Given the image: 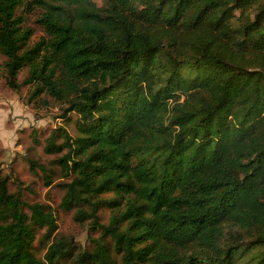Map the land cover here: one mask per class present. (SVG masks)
Instances as JSON below:
<instances>
[{
  "label": "trees",
  "instance_id": "1",
  "mask_svg": "<svg viewBox=\"0 0 264 264\" xmlns=\"http://www.w3.org/2000/svg\"><path fill=\"white\" fill-rule=\"evenodd\" d=\"M103 3L0 0L5 83L78 115L44 150L70 178L59 206L100 230L75 255L0 169V264H264V0ZM23 5L45 31L26 49Z\"/></svg>",
  "mask_w": 264,
  "mask_h": 264
},
{
  "label": "rangeland",
  "instance_id": "2",
  "mask_svg": "<svg viewBox=\"0 0 264 264\" xmlns=\"http://www.w3.org/2000/svg\"><path fill=\"white\" fill-rule=\"evenodd\" d=\"M95 1L99 6L104 5L103 0ZM18 13L24 15V25L32 31L23 47L26 49L45 36V31L37 21L40 17L39 9L30 12L23 5L18 9ZM4 60L5 57L0 53V169L2 174L8 177L10 191L20 192L26 205L41 202L53 208L58 223L55 238L71 242L72 252L75 255L79 251L91 250L93 248L91 238H98L100 230H90L89 221L77 222L74 219L75 208L66 210L59 206L65 193L63 183L70 178L63 176L60 166L56 163L62 153L51 154L44 150L46 138L53 129L65 127L70 135L73 137L77 135L75 121L78 115L71 111L67 113V116H62L68 104L60 103L50 97L45 98L44 102L31 101L29 99L30 85H23L19 90L10 88L5 83ZM27 75L28 69L23 67L18 73V80H23ZM58 141L60 142L61 139ZM32 161L49 169L52 179L50 185H46L43 171L37 166L34 168L31 166ZM104 196L107 197L109 194ZM26 205L24 210L29 214L30 209ZM98 214L100 222L107 224L112 211L109 207L102 206ZM44 231L45 229L37 230V239L34 244L37 254L41 257L46 251V247L41 242ZM247 238L249 237H246V240ZM231 240L226 235L223 241ZM234 243H236L235 239ZM115 257L119 259L120 256L115 255ZM59 264H73V259L62 260Z\"/></svg>",
  "mask_w": 264,
  "mask_h": 264
}]
</instances>
